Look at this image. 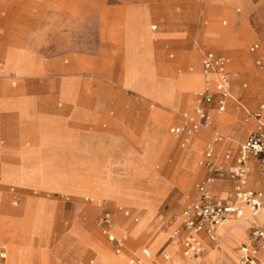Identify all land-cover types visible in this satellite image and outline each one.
Wrapping results in <instances>:
<instances>
[{"label":"rangeland","instance_id":"rangeland-1","mask_svg":"<svg viewBox=\"0 0 264 264\" xmlns=\"http://www.w3.org/2000/svg\"><path fill=\"white\" fill-rule=\"evenodd\" d=\"M71 5L83 8L84 17H87L86 28L94 25L95 29L99 22L100 53L107 58L101 63V91L105 92L110 86L121 91L114 97L131 107L125 111L129 115L121 124L132 126L136 123L133 117L141 114L142 127L139 130L132 127V136L117 132L115 138L110 137V140L116 139L115 145L106 144L103 150L91 149L90 141L85 138L83 148H79V144L73 158L57 154L40 159L34 156L37 151L33 146L25 148L21 153L22 163L4 169L5 180L0 168V245L3 242L8 244V264H13V243L16 242L24 244L21 264L24 260L33 264H130V260L138 256L143 258V262L134 264H168L170 261L164 258L163 252L168 250L167 240L172 229L167 227V223L179 216L195 198L196 185L205 174L199 161L206 142L214 134L211 131L203 140L193 141L190 148L180 146L177 140H173L171 145L170 127L182 120V113H194L196 100L193 105L192 96L195 97L201 86L187 87L183 93L190 98L187 105L182 98L177 100L176 91L180 89V81L185 74L190 75L198 66L201 69L205 49L225 53L229 57L233 77L237 79L232 81L236 100L226 111L211 110L219 124L216 129L233 135V129L240 124L242 132L249 128L248 124H243L247 110L255 111L264 99V73L257 64V60L264 56V0H233L229 3L225 0H0V18L34 23L35 19L41 20L51 10ZM212 24L225 38L237 41L239 48H233L236 57L217 47L214 38L206 35ZM7 32L6 40L0 34V83L15 88L22 79L15 74L1 73L6 66V50L11 46V37L19 33L26 39L39 30L4 31ZM252 42L260 44L258 50H250ZM242 52L247 53L246 60H243ZM141 54L146 57L147 64L140 58ZM13 66L24 67L19 60ZM43 74L37 73L39 76L29 83L41 85L42 80L48 78H43ZM80 75L81 85L92 84V73ZM49 79L58 81L59 77L51 76ZM24 82L27 84L28 79ZM143 101L147 102V109L141 108ZM218 115H227L229 120H218ZM110 126L107 121L101 124L102 129ZM92 127L78 125L75 127L77 131L71 133L72 126L57 124L53 126V140L63 137L81 140L85 134L96 139L97 134L89 132L93 131ZM62 130L67 132L62 133ZM207 133L205 130V135ZM6 136V132L0 136V143L5 148L8 145ZM29 143L30 140L26 142ZM73 144L59 140L53 145L58 146L55 147L57 149L74 150ZM191 159L194 166H188ZM19 161L7 152L0 156V164ZM259 167L256 164L258 174ZM120 179L133 180L130 190L121 191L140 198L139 202L116 190L104 189L106 181L118 187ZM101 199L114 210L123 206L131 212L130 216L122 210L115 214L116 235L126 241L120 253L115 251L114 244L98 225ZM149 208L153 211L146 223ZM244 209L242 218L227 222L228 225L220 230L222 237L216 249H226L234 255L238 253V234L242 241L247 238L241 225L247 220L250 210L247 206ZM257 214L264 220V207ZM135 217L138 219L134 220ZM26 219L32 222L30 233L24 227ZM42 219L40 227L39 220ZM134 225L139 229L134 230ZM233 228L237 233L230 237L235 231ZM249 230L247 228V233ZM157 239L159 242L155 244ZM145 248L151 252L149 258L142 254ZM211 251L206 246L201 264L211 263ZM42 253L44 263L40 260ZM173 257L184 264L180 256ZM113 258L118 262L115 263Z\"/></svg>","mask_w":264,"mask_h":264},{"label":"crops","instance_id":"crops-1","mask_svg":"<svg viewBox=\"0 0 264 264\" xmlns=\"http://www.w3.org/2000/svg\"><path fill=\"white\" fill-rule=\"evenodd\" d=\"M225 1L226 3H229L233 0ZM86 18L87 17H84L83 8L78 5L65 6L60 7V9L51 10L41 20H39L40 18H38L37 21L35 19L34 23L31 21L26 23H22L19 21L10 22L5 20L3 17L0 18V34L3 40L8 39L9 35V32L4 33V31H20L25 29L39 30L37 34L33 36L30 35L26 39L24 37H21L19 33H15V35L11 37V42L9 43L11 46L8 47L6 50V66L1 73L15 74L16 76L22 79V82L19 86L15 88H11L5 83H0V136H4V132H6L8 136H6L8 141L7 148H5L0 143V156L4 155V152H7L10 155L20 159L18 163L2 162L0 164L3 179L4 169L7 166H9L8 168H11L14 166H18L22 163L21 153L22 150L25 148L33 146V148L37 151L36 155L34 156L40 159H46V157H51L53 155L56 156L57 154L59 155V157L73 158L77 155L76 151L78 145H81L79 148H83L82 146L84 144L85 138L90 141L91 149L94 147L97 150H103L106 144L115 145V143L117 142L116 139L110 140V137L115 138L117 132H120L122 135L125 136H132V127H134L135 130H139L142 127L141 114H137V116L133 117L134 121H136L134 125L126 126L124 124H121V122L124 121L129 115L125 111L131 109L130 105H127L121 100H116V98L114 97V94H121V91H117L113 86H110L105 92L101 91V87L99 86V76L101 70H103V68L101 69V63L105 62L107 58L105 56L103 57L100 53L99 22L96 23L95 29L94 25H92V28L89 29L85 27ZM91 19L93 20L94 17H91ZM57 21L59 23V28H57ZM208 31L209 32L206 35L208 37L214 38V40L216 41L215 45L217 47L226 51L233 57H236L237 54L235 53L233 48H239V45L237 41L234 40V38H225L222 32L217 29L215 24L210 25L208 27ZM255 43L258 42H252L250 44L249 48L251 51H256L259 49V43L258 48H253V45ZM209 50H213L217 53L226 55L225 53L219 52L212 48L205 49L203 51L200 63L201 72L203 67L204 56ZM242 55L243 58H245L247 53L242 52ZM226 56L228 57V55ZM141 57L147 64L146 57H144L143 54L140 55V58ZM262 58H264V56L257 60V64ZM7 60L9 63L8 65ZM17 60H19L20 65L24 67H20V69L15 68L13 65ZM150 70L151 73H153V69L150 68ZM37 73H44L43 76L45 77L43 78L57 76L59 77V79L58 81L52 79L48 80V78L43 79V83L39 86L29 83V81H31L33 78L39 76L37 75ZM80 73H92V84L81 85ZM26 78L28 79L27 84L24 82ZM233 80L237 79L233 77ZM262 84L264 85V78L262 80ZM125 87L127 86L125 85ZM192 99V104L194 105L195 97L192 96ZM233 100L236 99L233 95L232 89V96L227 101L225 111ZM262 102H264V99L259 103L257 109L260 107ZM177 103L179 105H183L180 102ZM238 103L241 104L239 101ZM147 105V102L143 101L141 104V108L147 109ZM216 105L217 103L215 101L212 104V110H214ZM248 111L249 110H247V112ZM185 114L195 115V107L194 113H182V119ZM226 119L229 120L227 115ZM105 121L109 122L111 126L107 129H102L101 124ZM214 122L216 128V126L219 124H217V122L215 121V117ZM256 122L257 121L253 118L248 121H245L243 124H248L249 128L244 132L240 131L242 128V124L238 125L236 128L233 129V137L235 139V150H237L239 143L247 139L248 135L255 128ZM57 124L63 126H72L73 128L71 129V133L77 131L75 127H77L78 125H83L84 127L88 128L93 126V131L89 132L91 135L92 133L97 134V138L95 139L94 137H91L88 134H85V136L81 140L73 137H63L59 140H67V144L70 145L71 143H75V145H73L74 150L63 149L60 147L59 149H57L55 147L58 146L53 145L59 141L53 140V126ZM176 124H173L172 126ZM204 129L208 132L205 136H199L197 135L198 133L193 136L175 135L170 132V135L172 137L171 145L173 143V140H177L180 143V146L184 148H187L189 146L190 148L193 141L197 139L203 140L209 134V132H211V130L209 129ZM63 132L67 131L62 130V133ZM236 137H238V140L236 139ZM28 140H30V143L26 144ZM184 141H186L187 143L185 146L183 145ZM171 145L168 148H170ZM168 148H164L163 150H166ZM52 149L59 150V152H55L56 150L53 151ZM48 151L50 152L48 153ZM203 156L204 152L202 157ZM184 158L185 156L183 157V162ZM194 163V160L192 161L191 159L188 166H194ZM227 164L229 166V170L232 171L234 167V159L227 161ZM256 164H259L258 160L252 159V173L246 186L251 188L264 189V174L262 173L261 169L259 171V174L256 173ZM202 167L205 170V174L203 176L205 177L208 174V171L204 166ZM257 180H260L261 182L258 184ZM198 183L196 187L198 186ZM229 183L231 187L228 186ZM237 187H239V183L235 178L232 177L231 174H229L228 177L222 179L221 181H218L215 184V190L222 196H225L227 191L236 189ZM244 206L249 207L246 204L243 205V208ZM152 209L153 208H149L148 210L149 216L146 220V223L152 216ZM117 210H122L127 216L131 215L130 210L123 206H120ZM117 210H114L115 214ZM250 216L252 218L245 220L241 225L242 231L247 235V238L244 241L248 239L253 227L258 225H264V220L260 216H258V214L253 215L250 211ZM137 219V217L134 218V220ZM247 228L250 229L248 233ZM133 229L138 230L139 228L137 227V225H134ZM221 237L222 234H220L218 241H212L208 237L204 236V242L206 246H209L212 249L209 255V257L212 258L210 264H235L239 256L238 253L240 245L244 241L241 240V236L238 234L237 237L239 238V240L236 246V250L238 253L234 255L226 249L215 248L220 246ZM174 241L175 240H173L169 236L167 240L168 250H164L163 252L164 258L170 261L171 264H180V262L176 258H174L173 254L170 252V247L173 246ZM158 242L159 239H157L155 244H158ZM176 243L177 250L180 253L184 254L185 260H189L186 256L188 254L185 252L184 246L179 241H177ZM149 252V249L145 248L143 249L142 254L144 255V257L149 258L151 256V252ZM9 253L10 249L8 247L7 264L9 262ZM165 253H169L170 257L167 258L165 256ZM43 256L44 253H42L40 260H42V262L44 263L45 257ZM136 258L141 257L138 256ZM25 264L33 263L27 261V263Z\"/></svg>","mask_w":264,"mask_h":264},{"label":"built area","instance_id":"built-area-1","mask_svg":"<svg viewBox=\"0 0 264 264\" xmlns=\"http://www.w3.org/2000/svg\"><path fill=\"white\" fill-rule=\"evenodd\" d=\"M255 43L253 48H258ZM229 58L216 51L209 50L203 59V86L195 93V115L185 114L183 119L170 128L175 135L193 136L206 128L214 131L207 141L204 156L199 163L208 174L197 186L195 198L183 209L179 216L170 220L167 227L172 229L170 237L179 241L185 252L198 259L206 251L204 236L218 241L220 228L226 220L244 215L243 205L249 206L256 215L264 206V189L247 187L252 173V159H257L264 174V102L255 111H248L245 121L255 119L256 126L247 139L238 144L235 150L233 135L223 133L215 128L211 113L212 104L223 112L227 101L232 96L233 74L229 67ZM259 67L264 73V58L259 60ZM186 141L183 142L185 146ZM221 145V146H220ZM234 159V167L229 170L227 161ZM232 175L239 187L227 191L222 196L215 190V184ZM102 212L98 217L101 232L114 244L117 253L125 247L124 237L114 232L115 212L104 200L99 201ZM167 258L169 253H165ZM8 245L0 247V264H7ZM141 258H132L131 263H140ZM178 264V263H176ZM235 264H264V225L252 228L250 235L239 248V256Z\"/></svg>","mask_w":264,"mask_h":264},{"label":"bare ground","instance_id":"bare-ground-1","mask_svg":"<svg viewBox=\"0 0 264 264\" xmlns=\"http://www.w3.org/2000/svg\"><path fill=\"white\" fill-rule=\"evenodd\" d=\"M226 2V1H225ZM247 59V57H245V58H243V60H246ZM235 76H236V73H235ZM201 86L202 87V85H203V74H202V72H201V69L199 68V66L197 67V69L193 72V73H191L190 75H186L185 74V76H183V78L181 79V81H180V89L178 90V91H176V93H177V100H178V98H182L183 99V101H184V104L185 105H187L189 102H190V98L189 97H186V96H183V93L185 92V90L187 89V87H189V86H192V87H197V86ZM217 118H218V120H221L222 121V119L224 120V119H226V117L224 116V115H218L217 116ZM204 132H199L197 135H199L200 133H201V136L202 135H205V130H203ZM74 145V144H73ZM123 150V149H122ZM136 175V174H135ZM254 180V179H253ZM133 180H128V179H120V181L118 182V184L116 185V186H118V187H115V185H114V183H112V182H109V181H106V186L104 187V189H108V190H112V191H114V190H116V191H118V192H121V193H124V195H127V196H129L130 198H133V199H135L136 201H138V199H140V198H138V197H136L135 195H132L131 193H129V192H122L121 190H130L131 189V187H133L132 186V182ZM261 181L260 180H257V183L259 184ZM117 183V182H116ZM86 186H90V185H86ZM94 186V185H93ZM95 188H99V187H97V186H94ZM104 196V195H103ZM100 198V197H99ZM140 201V200H139ZM138 201V202H139ZM245 205V204H244ZM250 210V209H249ZM251 211V210H250ZM250 211H249V214H248V216H247V218L246 219H251L252 217L250 216ZM243 217V216H242ZM242 217H237V218H231V219H228V220H226L225 221V223L223 224V226L220 228V230L227 224V222H229V221H231V220H237V219H240V218H242ZM44 219H42V220H39V222H40V227L42 226V221H43ZM243 221V220H242ZM36 222V221H35ZM38 222V223H39ZM31 220L29 219H26V223H25V225H24V227H25V229H26V231H28L29 233L31 232ZM38 223H36V225H38ZM231 223V222H230ZM237 223V222H236ZM231 224H234V223H231ZM228 225V224H227ZM238 226V225H237ZM35 228V227H34ZM234 230H235V228H233ZM237 233V230H235L233 233H231L230 234V237L231 236H234L235 234ZM177 240H175L174 241V244H173V248L170 250V252L173 254V256H176V255H178V256H180V258L182 259V261H183V263L184 264H201V262H202V260H203V256H201L200 258H198V259H196V258H194V257H192V256H189V255H186L187 257H188V259L189 260H185L184 259V254H180L179 252H177L178 250H177ZM13 258H14V260H13V264H21L20 262H21V251H22V246H24V244H22L21 242H16V243H13ZM208 247V246H207ZM228 247H230L229 245H228ZM24 249V248H23ZM204 255V254H203ZM238 255H239V253H238ZM115 263H117L118 262V259L117 258H113L112 259ZM210 260H212V258L210 259ZM142 262H143V258H142ZM22 263L23 264H25V263H27V260H26V262H25V260L24 261H22ZM182 263V262H181ZM148 264V263H147ZM168 264H170V262L168 263Z\"/></svg>","mask_w":264,"mask_h":264}]
</instances>
